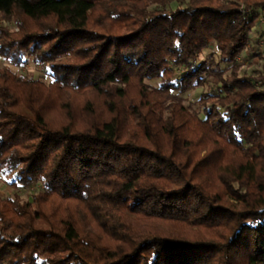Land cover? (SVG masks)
Instances as JSON below:
<instances>
[{
	"label": "trees",
	"instance_id": "1",
	"mask_svg": "<svg viewBox=\"0 0 264 264\" xmlns=\"http://www.w3.org/2000/svg\"><path fill=\"white\" fill-rule=\"evenodd\" d=\"M263 15L264 0H0V59L52 80L0 67V174L41 185L0 196V264H264V60L236 61Z\"/></svg>",
	"mask_w": 264,
	"mask_h": 264
},
{
	"label": "rangeland",
	"instance_id": "2",
	"mask_svg": "<svg viewBox=\"0 0 264 264\" xmlns=\"http://www.w3.org/2000/svg\"><path fill=\"white\" fill-rule=\"evenodd\" d=\"M176 7L175 3L170 5L171 9ZM12 28V27H10ZM249 43L247 48L242 52V54L236 60L241 64V73L246 75L253 74L254 71L259 70L264 60V21L258 20L256 26L249 33ZM217 51L215 49L214 44H211L209 49L204 51L200 57V60H210L215 59L217 56ZM8 66L2 59H0V67ZM12 71L26 75L29 77H33L34 79H38L45 84H49L52 80L51 77L45 72V70L32 62L31 59H26V63L19 67H11L8 66ZM222 68H226V66H222ZM149 85L156 86L158 85L157 81L149 82ZM213 93H215L214 89H211ZM207 91L205 87L198 88L190 93L184 94L182 97L186 100V102H196L199 99V96ZM9 179V175H1L0 174V196H12L17 195L21 201H31V198L34 194H36L40 189L41 185L39 182L32 183L29 186L18 187L16 189L11 188L7 184V180Z\"/></svg>",
	"mask_w": 264,
	"mask_h": 264
},
{
	"label": "built area",
	"instance_id": "3",
	"mask_svg": "<svg viewBox=\"0 0 264 264\" xmlns=\"http://www.w3.org/2000/svg\"><path fill=\"white\" fill-rule=\"evenodd\" d=\"M260 19L264 21V15L261 16ZM237 59H238V58H236V60H237Z\"/></svg>",
	"mask_w": 264,
	"mask_h": 264
},
{
	"label": "crops",
	"instance_id": "4",
	"mask_svg": "<svg viewBox=\"0 0 264 264\" xmlns=\"http://www.w3.org/2000/svg\"><path fill=\"white\" fill-rule=\"evenodd\" d=\"M259 20H260V18H259Z\"/></svg>",
	"mask_w": 264,
	"mask_h": 264
}]
</instances>
